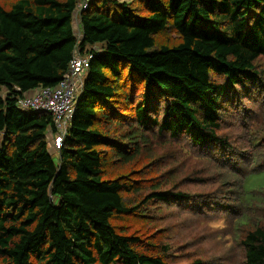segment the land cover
Masks as SVG:
<instances>
[{"label": "trees", "instance_id": "trees-1", "mask_svg": "<svg viewBox=\"0 0 264 264\" xmlns=\"http://www.w3.org/2000/svg\"><path fill=\"white\" fill-rule=\"evenodd\" d=\"M77 52L93 58L55 151L52 117L17 101L57 85ZM230 119L241 132L225 136ZM263 130L264 0H0V264H177L144 226L168 231L181 211L239 223L237 240L248 227L244 264H264V194L243 201ZM181 142L232 183L191 193Z\"/></svg>", "mask_w": 264, "mask_h": 264}, {"label": "rangeland", "instance_id": "rangeland-1", "mask_svg": "<svg viewBox=\"0 0 264 264\" xmlns=\"http://www.w3.org/2000/svg\"><path fill=\"white\" fill-rule=\"evenodd\" d=\"M75 27L77 28L76 24ZM166 39L175 41L176 37L173 34L167 35L163 33L158 38L157 42L161 43ZM3 91L5 93L4 89ZM228 121L230 122H228V127L225 128V133L223 135L231 136L234 132H241L237 125L234 124V120L230 119ZM255 133V129L252 128L251 134L255 135ZM262 134L263 135L260 134L259 137L252 140L254 145L260 143L264 146V130ZM239 138L241 139L240 133L237 140H239ZM50 145L52 146V143ZM173 146L172 152L179 155L178 159L182 162V167L184 169L187 168L192 173L191 176L187 174V177L194 179L193 185H186V188H188L191 193H210L216 190L215 186L209 183L210 181H214V178L220 181L222 189L226 188L228 185L227 181L232 183L233 178L229 172L225 169L213 166L207 158L198 156L197 153L190 150L184 142ZM262 151L263 148H261L260 152ZM51 152L54 161L58 162L59 155L52 150ZM245 191L244 195L246 199L249 197L250 200H258L260 196L264 194V173L249 177L245 182ZM243 199L244 198H242V200ZM250 200L247 199L243 201L244 203H248ZM241 201H239L238 204H241ZM116 223L133 227V223L130 222L128 218L118 222L116 221ZM238 224L236 222L233 224L232 220L229 218H215L211 219L207 226H205L197 220L190 218L189 214L181 211L175 215L170 222L171 228L168 231H160L150 224L145 225L144 229H148L149 232L156 231V233L166 232V235L157 237L161 240H165L167 244L170 245L169 255L174 263L184 264L194 260L195 257H201L205 260H207V258H211L212 260L221 258L224 264H244L243 250L237 242H239L242 236L244 237L243 232L245 229L247 230L248 227H243L241 229L239 239L237 240L236 236L238 232H236V227L234 226H238ZM140 227L138 223V230H140Z\"/></svg>", "mask_w": 264, "mask_h": 264}, {"label": "built area", "instance_id": "built-area-1", "mask_svg": "<svg viewBox=\"0 0 264 264\" xmlns=\"http://www.w3.org/2000/svg\"><path fill=\"white\" fill-rule=\"evenodd\" d=\"M87 8V5H83ZM93 55L77 52L68 72L53 87H40L31 95H23L17 101L18 107L26 112H42L49 114L55 125L51 134V143L55 151H59L68 135V127L73 119L78 99L84 88V77L90 67ZM17 92L20 89L16 88Z\"/></svg>", "mask_w": 264, "mask_h": 264}, {"label": "crops", "instance_id": "crops-1", "mask_svg": "<svg viewBox=\"0 0 264 264\" xmlns=\"http://www.w3.org/2000/svg\"><path fill=\"white\" fill-rule=\"evenodd\" d=\"M31 92H32V91H31ZM31 92L29 93L30 95L33 93V92H32V93H31Z\"/></svg>", "mask_w": 264, "mask_h": 264}]
</instances>
